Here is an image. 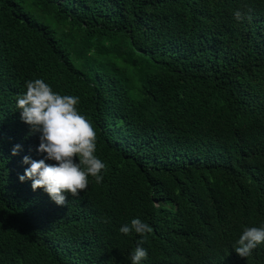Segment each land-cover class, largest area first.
Wrapping results in <instances>:
<instances>
[{"label":"trees","instance_id":"16d2710c","mask_svg":"<svg viewBox=\"0 0 264 264\" xmlns=\"http://www.w3.org/2000/svg\"><path fill=\"white\" fill-rule=\"evenodd\" d=\"M35 79L106 165L64 205L19 180L46 156L16 108ZM134 218L141 264H264L233 248L264 226V0H0V264H131Z\"/></svg>","mask_w":264,"mask_h":264},{"label":"clouds","instance_id":"9594fccd","mask_svg":"<svg viewBox=\"0 0 264 264\" xmlns=\"http://www.w3.org/2000/svg\"><path fill=\"white\" fill-rule=\"evenodd\" d=\"M238 21L244 14L236 10L233 13ZM251 19V17H248ZM26 91L16 98V108L20 110V119L30 126L31 133H39L37 152L46 153L44 159L34 160L25 155L22 158L25 168L19 175L21 182L31 180L32 190L42 188L57 205L67 203L64 193L73 197L80 195V190H87L89 175L96 183L103 180L102 170L106 165L94 155L96 150V132L90 121L79 114L78 96L60 95L42 79L25 81ZM22 146L16 144L12 155H17ZM79 157V162L73 160ZM46 160H55L57 164H47ZM139 235L137 246L130 256L131 264H141L148 257L147 249L142 245L152 232L151 226L139 218L131 220L130 225H123L119 232L129 235L132 232ZM264 242V226L243 227L236 244L233 246L241 257L251 256Z\"/></svg>","mask_w":264,"mask_h":264}]
</instances>
